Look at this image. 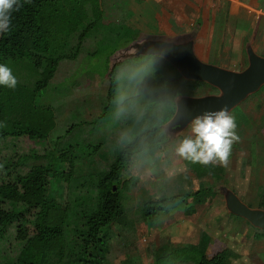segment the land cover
Returning <instances> with one entry per match:
<instances>
[{
  "label": "rangeland",
  "instance_id": "obj_1",
  "mask_svg": "<svg viewBox=\"0 0 264 264\" xmlns=\"http://www.w3.org/2000/svg\"><path fill=\"white\" fill-rule=\"evenodd\" d=\"M100 28V25L94 28L93 33L97 34ZM94 48L92 38L85 37L77 56L62 58L51 83L40 91L37 106L50 107L55 118L47 138L24 137L14 149L9 146L0 149V161L6 165L0 175V185L14 182L15 168L9 164L34 152L48 153L54 139L64 133L58 146H72V154L85 155L75 162L69 182L62 177L68 165L57 160L51 163L48 194L64 204L66 217L62 238L50 240L43 247L46 261L72 264L70 241L78 216L93 204L97 176L113 162L118 144L130 140L153 122V117L145 119L138 110L153 102L156 87L158 108L168 104L172 108L169 117L161 123L167 131V140L160 148L150 147L134 155L122 172L120 219L105 227L97 239L98 244L105 243L108 248L104 264H151L155 252L162 246L187 243L199 245L208 256L215 255L223 264H264V229L255 228L229 212L223 195L225 189H230L250 207L264 209V87L249 94L229 112L235 119V131L240 139L232 145L228 166L212 164L220 167L216 171L215 167L207 169L197 163L198 169H193L191 162L175 151L180 139L189 133L191 122L177 129L170 121L179 97L217 94L218 89L212 91L201 85H194L198 87L195 88L192 83H179L177 94L170 99L163 87L168 83L170 70L174 75H181L174 65L170 63L169 72L164 71L153 79V54L123 58L124 47L110 56L107 63L103 52L87 55ZM112 69L114 87L109 95L108 75ZM140 72L145 75L139 77ZM168 84L171 85L170 80ZM139 93L143 94L140 100L131 102ZM127 107L132 111L128 112ZM209 185L212 191L202 196L201 202L195 203L189 197L185 202H166L167 213H156L151 204L150 214L144 215L147 199L157 200ZM24 206L0 200L3 208ZM29 215L27 212L22 218L30 219ZM17 227V222L9 225L0 240V264L15 258L19 252ZM22 234L35 238L36 231L26 222Z\"/></svg>",
  "mask_w": 264,
  "mask_h": 264
},
{
  "label": "trees",
  "instance_id": "obj_2",
  "mask_svg": "<svg viewBox=\"0 0 264 264\" xmlns=\"http://www.w3.org/2000/svg\"><path fill=\"white\" fill-rule=\"evenodd\" d=\"M21 3L23 6L20 10L13 13L9 32L0 34V64L9 67L18 81L14 89L0 85V149L2 146L14 149L24 137L42 140L47 138L54 127L55 118L50 107L37 106L36 100L40 91L51 83L58 62L62 58H75L85 37H92L91 31L99 27L102 19L98 0H31V3H23L21 0ZM137 34L126 26L112 23L104 27L102 34L93 36L96 48L87 55L97 56L104 53L103 58L108 63L109 57L120 46L135 40ZM122 62L124 60L120 61V64ZM169 67L170 63L153 55V79L164 71L169 72ZM107 68L108 66L106 70ZM142 74L145 75L140 72L139 77ZM108 76L111 95L114 87V69ZM166 80L168 83L170 80L171 85L167 83L163 89L170 99L177 94L179 83H192L191 86L195 88L198 87L194 85H201L212 91L216 90L206 82L186 80L181 75H174L171 70ZM155 88L150 105L140 110L133 109L140 111L145 119L153 117V122H149L130 140L118 144L113 162L107 170L97 176L93 204L78 216L70 241L72 264H104L108 248L105 243L98 244L97 239L105 227L120 219L122 205L119 185L122 172L127 169L134 155L142 154L150 147L160 148L167 140V131L161 123L169 117L172 108L169 104L163 109L158 108L160 100L159 97L157 99ZM141 95L143 94L139 93L133 97L131 102L140 100ZM127 111L132 110L128 108ZM64 134L54 139L52 149L48 153L34 152L18 162L9 164L10 168H15L16 177L13 183L0 185V200L12 204L23 203L26 206L8 209L0 207V240L7 227L17 222L16 238L21 246L16 257L10 258L5 264H51L42 255V250L45 243L60 239L65 233L66 209L62 202L50 198L48 194L50 166L53 160L66 163L68 169L62 173V177L64 181L69 182L75 162L85 156L72 154V146H58ZM26 165L28 166L24 169ZM190 167L198 169L197 163H191ZM210 167H215L216 171L220 170L216 165H207V169ZM5 169L6 165L0 161V175ZM210 191L211 185L195 191L168 194L157 200L147 199L144 215L150 214L151 204L156 213H167L166 202H185L189 197L198 203L201 202L202 196ZM27 212L30 219L22 218ZM26 222L35 229V238L23 236ZM248 224L251 225L249 222ZM151 264L223 263L215 255L208 256L199 245L187 243L162 246L155 252Z\"/></svg>",
  "mask_w": 264,
  "mask_h": 264
},
{
  "label": "crops",
  "instance_id": "obj_3",
  "mask_svg": "<svg viewBox=\"0 0 264 264\" xmlns=\"http://www.w3.org/2000/svg\"><path fill=\"white\" fill-rule=\"evenodd\" d=\"M98 2L102 17L104 15L98 33L102 34L104 27L112 23L138 33L135 40L120 46L115 52L124 47L127 50L131 44L146 39L164 37L190 38L199 60L236 71L248 64L247 47L264 57V0ZM91 35L87 38H92L95 45L93 36L96 33L91 31Z\"/></svg>",
  "mask_w": 264,
  "mask_h": 264
},
{
  "label": "water",
  "instance_id": "obj_4",
  "mask_svg": "<svg viewBox=\"0 0 264 264\" xmlns=\"http://www.w3.org/2000/svg\"><path fill=\"white\" fill-rule=\"evenodd\" d=\"M192 42L190 38L146 39L131 44L122 56L157 55L174 65L184 79L203 81L218 89L217 94L179 97L170 121V125L177 129L206 112L224 107L230 112L249 94L264 85V57L257 55L251 47H247V66L236 71L199 60L193 51ZM223 195L229 212L244 218L254 227L264 229V209L250 207L230 189H225Z\"/></svg>",
  "mask_w": 264,
  "mask_h": 264
},
{
  "label": "clouds",
  "instance_id": "obj_5",
  "mask_svg": "<svg viewBox=\"0 0 264 264\" xmlns=\"http://www.w3.org/2000/svg\"><path fill=\"white\" fill-rule=\"evenodd\" d=\"M23 3H31V0H23ZM22 6L21 0H0V34L9 32L13 13ZM17 83L12 70L0 64V85L14 89ZM236 127L235 119L226 107L206 112L192 119L189 133L180 139L175 151L191 163L227 167L232 145L240 139Z\"/></svg>",
  "mask_w": 264,
  "mask_h": 264
}]
</instances>
